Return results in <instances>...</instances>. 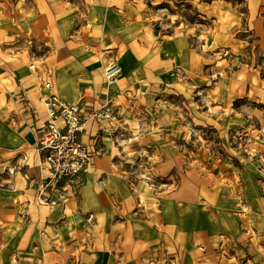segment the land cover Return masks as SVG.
Returning <instances> with one entry per match:
<instances>
[{
  "label": "rangeland",
  "instance_id": "1",
  "mask_svg": "<svg viewBox=\"0 0 264 264\" xmlns=\"http://www.w3.org/2000/svg\"><path fill=\"white\" fill-rule=\"evenodd\" d=\"M116 17L124 21L118 41ZM7 24L13 35L1 33L0 52L12 54L20 75L7 92L12 126L32 129L45 111L41 87L62 74L100 79L117 61L121 76L108 83L103 75V84L135 80L112 95L96 145L112 208L80 207L84 178L54 181L43 195L38 187L31 204L0 201V264H264V0H0V30ZM59 24L95 60L107 59L86 70L53 62L61 50L41 41ZM129 41L152 61L126 68L121 43ZM7 42L21 47L4 49ZM118 42L119 51L109 47ZM33 172L18 175L26 187L37 185ZM7 175L4 194L19 186ZM168 196L187 206L164 233ZM122 222L126 232L140 225L134 241H119Z\"/></svg>",
  "mask_w": 264,
  "mask_h": 264
},
{
  "label": "crops",
  "instance_id": "2",
  "mask_svg": "<svg viewBox=\"0 0 264 264\" xmlns=\"http://www.w3.org/2000/svg\"><path fill=\"white\" fill-rule=\"evenodd\" d=\"M52 12L53 16H55V12ZM93 17H98L102 19L104 18V14H100L99 10H95V14H93ZM113 18L114 16L111 15L112 20ZM123 24L124 21L122 18H115L114 25L116 29L113 30L112 28L110 32L114 33L112 36H115L117 38V41L118 39L123 40V31L121 30ZM5 26V29L0 30V36L1 33H4L6 36L11 37L13 34L10 32L11 30H8V24ZM68 34V28H64L59 24V27L57 26V30L53 29V31L49 33L48 41H41V44L47 43L52 49L61 50V54L60 51H57V53L54 52L52 54V57L54 58L53 62L65 65L83 66L81 69L86 70V66L102 64L103 60L107 59L106 57L101 55L102 61L95 60L93 58L94 55L92 51L87 49V46L79 44L77 43V41L71 40ZM118 43V45L117 43L111 44L109 45V47H115L116 50L119 51L120 42ZM3 46L4 49L7 50H13L14 48H17V46L21 47L18 42H7ZM121 54L123 64L128 69H131L135 62H143L144 58L148 59V63L152 61L151 57L147 56L148 52H146V46L141 44L139 41H129L128 43L122 42ZM16 65L17 62L15 61L14 57L10 52L8 53L4 50L0 52V103L3 98L7 100V103L5 105L7 107H0V177H3L5 180H7L6 176H8V172L9 175H15V181L19 185L18 188H16L14 185V188L10 189L7 194H4L0 190V201H2L3 203L10 204H12L14 201H17L20 204H31V202L33 201V199L31 201V196H36L37 189L39 187L38 183L43 176L47 175L48 172L46 169L47 167L45 166L42 160V157L34 148L35 130L37 126L42 123V120L46 118V114L44 111V113H41L40 116L34 117V121L31 126L32 129L26 125L20 127V121L14 122V126L11 125L10 119H12V117L7 113L8 111H10L9 108L13 107V105L9 100L11 99V97L7 95V92L9 91L11 93L16 89L17 77H20V75L17 76V74H15V72H17ZM103 73L101 74L100 79L96 77L97 75L92 78L91 75L78 77L79 74H76L75 76L71 77L62 74L61 77L56 78L54 80L56 85H53L52 83V92H54L57 97L62 101L78 102L82 100L87 105V107L99 108L103 105L105 101H112V95H114V97L123 96V93L122 91H120V89L122 87H125L126 84L130 81L133 82L135 80L134 75H131L130 78H120L119 82L116 85L110 84L107 86L102 82V76L104 75ZM55 86H57L56 90H53L55 89ZM88 89L91 90V94L89 96L87 95ZM108 122L109 120H92L88 123V130L87 133L84 135V139L89 142L93 141L96 151V145L98 138L100 137V133L103 128L107 127ZM29 147H31L30 151ZM23 151L28 152H24L26 158H23ZM98 153L99 152L97 151L93 167L88 169L86 172H83L80 176L74 178L73 180H77L80 178L85 179L84 186L81 188L80 207H83L84 209H86V211L92 210V212L99 210L102 215L103 212H106V210L111 209L113 205L105 202L106 198L102 195V192L100 191L104 187V185H106V181L100 180L101 175L105 178V175H103V170L96 169L104 163V158L99 157ZM24 163H26L27 165ZM25 170L34 171L33 175L34 177H36L34 181H36L37 185L30 184L29 187H26V184L22 183L18 175L22 174V172H24ZM21 196L23 198H20ZM186 199L187 198L184 197L183 200L181 196H168L164 199L163 212L161 215L163 220L162 227L164 233H170L172 231L173 222L180 221V217L183 216V209L187 206V202L185 201ZM34 201H37V197ZM123 202L124 203L120 206V209H122L123 207L127 210V200H123ZM104 214L107 215V213ZM136 226H138L137 230H135L136 227L132 225L131 232H126V222L125 224L124 222L116 224L115 231L117 233V236H120L119 241L123 242L125 240V237H123L124 234H126V239H128V236L131 235L134 241L136 231L139 232L140 225Z\"/></svg>",
  "mask_w": 264,
  "mask_h": 264
},
{
  "label": "built area",
  "instance_id": "3",
  "mask_svg": "<svg viewBox=\"0 0 264 264\" xmlns=\"http://www.w3.org/2000/svg\"><path fill=\"white\" fill-rule=\"evenodd\" d=\"M35 69L36 64L30 65ZM122 66L114 61L104 69L105 80L114 83L122 74ZM50 80L42 87V101L46 118L35 130V150L40 154L50 175L39 181L43 192L52 182L80 176L93 167L96 156L94 142L84 139L88 123L92 120H108L112 115V104L105 101L99 108L87 107L82 101L65 102L49 91Z\"/></svg>",
  "mask_w": 264,
  "mask_h": 264
},
{
  "label": "bare ground",
  "instance_id": "4",
  "mask_svg": "<svg viewBox=\"0 0 264 264\" xmlns=\"http://www.w3.org/2000/svg\"><path fill=\"white\" fill-rule=\"evenodd\" d=\"M42 70V69H41ZM42 73H43V71H42Z\"/></svg>",
  "mask_w": 264,
  "mask_h": 264
}]
</instances>
